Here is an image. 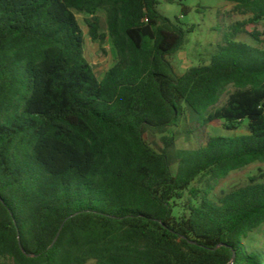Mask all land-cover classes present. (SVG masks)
<instances>
[{
    "label": "trees",
    "instance_id": "obj_1",
    "mask_svg": "<svg viewBox=\"0 0 264 264\" xmlns=\"http://www.w3.org/2000/svg\"><path fill=\"white\" fill-rule=\"evenodd\" d=\"M219 1L253 17L181 74L193 28L159 0H0V264H264V178L211 197L264 161V0ZM100 11L118 57L102 80L76 16L103 44ZM183 120L248 134L178 149Z\"/></svg>",
    "mask_w": 264,
    "mask_h": 264
},
{
    "label": "rangeland",
    "instance_id": "obj_2",
    "mask_svg": "<svg viewBox=\"0 0 264 264\" xmlns=\"http://www.w3.org/2000/svg\"><path fill=\"white\" fill-rule=\"evenodd\" d=\"M158 11L174 23H180L186 29L193 28V32L187 36V42L183 48L171 58L172 64L177 70L184 74L191 67H197L210 63V57L219 50V45L225 44V35L230 32L233 25L249 21L253 15L244 8H238L237 4L219 0H175V3H168L159 0ZM186 7L188 14L183 15L182 9ZM101 33L106 36L103 44L93 41L90 30L86 23L88 15L76 13L79 23L85 34V58L93 66L97 77L102 80L109 69L117 62V52L109 35L107 17L104 11H100ZM264 35V21L256 27ZM243 41L250 40L240 35L238 38ZM230 87L228 92L233 91ZM228 92L222 97L219 104L226 102ZM248 122L245 121L238 131H227L222 122H214L208 126H201L197 123H189L183 120L179 127H172L168 130L177 138L178 149H197L206 145L211 137H237L248 134ZM150 143L156 148H163L160 136H150ZM264 178V161H257L249 166L231 172L219 181L212 182L213 189L211 197L218 199L225 193L235 189L248 186L251 178ZM207 179L202 180L199 186H206ZM251 246L264 250V225L252 236ZM93 264V263H91Z\"/></svg>",
    "mask_w": 264,
    "mask_h": 264
},
{
    "label": "water",
    "instance_id": "obj_3",
    "mask_svg": "<svg viewBox=\"0 0 264 264\" xmlns=\"http://www.w3.org/2000/svg\"><path fill=\"white\" fill-rule=\"evenodd\" d=\"M59 234H60V232H59ZM59 234H58V236H59ZM58 236L55 238L53 243H55L57 241ZM19 242H20V238H19Z\"/></svg>",
    "mask_w": 264,
    "mask_h": 264
}]
</instances>
